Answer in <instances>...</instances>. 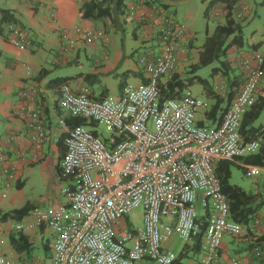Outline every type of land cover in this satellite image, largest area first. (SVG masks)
<instances>
[{
  "label": "built area",
  "instance_id": "1",
  "mask_svg": "<svg viewBox=\"0 0 264 264\" xmlns=\"http://www.w3.org/2000/svg\"><path fill=\"white\" fill-rule=\"evenodd\" d=\"M128 10L136 14L135 6ZM159 13L158 46L138 59L146 82L128 84L119 97L103 99L92 97L89 87L77 80L61 85L64 116L59 123L65 146L61 178L73 186L62 189L67 203L35 208L32 223L17 226L19 231L44 226L55 234L50 264H138L146 260L175 264L178 256L165 248L174 235L186 243L202 235V255L194 264H241L238 258L221 259L224 237H247L246 242L254 243L252 234L260 221L245 227L231 220L216 166L259 150L258 141L243 140L241 127L243 116L257 100L264 56L254 52L243 60L244 83L223 112L222 121L199 125L196 117L207 103L190 89L180 97L162 99L161 84L177 68L176 48L187 35V27L171 14ZM248 13L245 5L236 9L239 20ZM75 33L88 43L101 36L82 27H76ZM64 38L70 47L75 45L69 34ZM8 40L20 51L31 45L28 33L12 24ZM27 69L30 74L31 68ZM37 94L36 89L23 92V98L35 103V110L26 113L23 107L21 114L26 113L30 121L32 143L41 147L48 137L40 121L42 102ZM67 116L104 126L110 134L102 137L87 126H69ZM33 157L38 162L39 155ZM5 158L0 153L6 175L3 188L10 189L18 177L16 165ZM19 159L25 160L24 155L19 153ZM246 170L249 176L264 175L262 167L251 165ZM139 207L143 208V226L123 230L120 220ZM202 217H206L204 222ZM4 244L0 235V264H13L3 252ZM254 251L260 257V248Z\"/></svg>",
  "mask_w": 264,
  "mask_h": 264
},
{
  "label": "crops",
  "instance_id": "2",
  "mask_svg": "<svg viewBox=\"0 0 264 264\" xmlns=\"http://www.w3.org/2000/svg\"><path fill=\"white\" fill-rule=\"evenodd\" d=\"M116 2L117 0H110V6L113 7L111 19L101 18L99 20L84 18L81 12V3L78 0H5L0 3V9L10 10L16 20V25L26 29L31 39L29 48L26 51H20L9 42L7 26L0 30V152H5L8 156L16 153L18 159L19 153H21L25 158V160L15 164L18 179L13 188H16L17 193L12 192L13 188L8 190L12 194L10 200L13 201H8L4 207L0 206V235L5 240L3 252L13 264H50L52 258L55 234L44 226L21 230L29 237V242L32 243L31 253L27 250L17 251L10 238L13 234L19 232L17 230L18 225L32 223L33 209L41 208V206L33 204V200H25L23 197L22 192L28 184V182L23 181L25 167L27 166L33 170L36 164L42 163V171H44L45 177L48 176L46 179L48 178L49 182L52 183L55 175L50 174V171L47 172V170H50V165H52L56 167V174L61 178L60 163L65 153V146L62 141L64 129L59 123L60 118L64 116L60 106L61 85L65 80H77L89 87L92 97L100 99L119 97L126 85L144 82L145 76L138 63L139 56L143 52L139 53V49L145 48L146 51L151 48L156 49V47L151 46V42L154 41L151 38L159 29L161 22V14L152 12L148 2H152L156 6H168L167 9L162 7L163 10L161 11L170 14L169 7L174 4L175 0H125V9L131 6L136 7V14L131 15V17L124 15V12H121V9L116 6ZM241 5L249 8L244 27V45L242 47L236 45L230 47L227 59L231 67L238 66L240 73L243 74V60L245 58L249 57L254 51L264 56V29L258 30V28L251 26L254 16L250 12L252 10L248 1L243 0L240 3ZM214 23L213 30L208 27L207 32L209 34H212L216 28L217 23ZM138 24L141 26H137ZM76 27L99 32L101 36L97 40L88 43L78 37L75 33ZM135 28L142 30L143 33L139 35ZM65 33L72 36L76 41L73 47L67 44L64 38ZM130 35L133 39L130 42L135 41L137 45L129 44L126 41ZM114 36L119 38L120 44L114 41ZM184 40L178 45V48L179 46L182 47L183 51L178 52L176 68L177 72L182 74L187 71L189 58L194 63L197 62L200 48L203 46L195 45V35H190V38H187L188 41H186V38ZM187 50H190L192 56L187 55ZM137 53L138 58H136ZM82 56L85 57L90 66L86 72L71 76L59 72L61 71L58 69L60 67L83 65L80 62ZM28 67L31 68L30 74ZM53 68L57 70L53 71ZM221 75L214 76L224 78ZM262 87H264V81ZM33 89L38 91L37 97L42 102L40 121L43 122L50 135L46 145L48 151L53 153L51 156L45 153L42 146L35 145L31 140L32 130L26 113L35 110V103L23 98L22 94ZM113 92L114 96H111ZM213 104L214 102L210 100L205 109L209 110ZM23 107L26 112L25 115L21 114V108ZM202 113L199 114V117ZM53 135H56L55 139H52ZM35 154L39 155L38 162L34 161L33 156ZM52 161H54L53 164ZM236 163H239L245 169L251 166L245 165L243 162ZM2 169L3 166H0V187H4L6 182ZM261 177L264 178V175ZM66 181V188L73 186L72 181ZM34 185H36L35 182H33ZM256 185L255 183L257 188ZM17 202L19 204H16ZM67 202L68 200L61 201L54 198L51 199L49 206H44L42 209H50ZM26 206L30 207V211L25 217L21 219H2L5 213ZM11 221H15V224H12ZM47 230H50L54 235L52 241L44 237ZM255 234L257 239L263 236L264 226L261 225ZM254 240L256 241V238ZM188 244L192 245V242ZM188 244H185L181 252L183 253L182 257H184L183 259H189L186 264H194L196 260L201 258L202 253L198 256L190 250V247L185 250ZM248 244L241 237L226 235L220 250L221 259L225 260L233 257L238 258L241 264H255L254 259L256 257L252 255L253 251L248 247ZM39 245L44 248L41 254L38 252ZM183 259L178 260L175 264H185L182 262Z\"/></svg>",
  "mask_w": 264,
  "mask_h": 264
},
{
  "label": "trees",
  "instance_id": "3",
  "mask_svg": "<svg viewBox=\"0 0 264 264\" xmlns=\"http://www.w3.org/2000/svg\"><path fill=\"white\" fill-rule=\"evenodd\" d=\"M168 1V0H167ZM182 1V0H179ZM206 9L204 11V17L209 22L212 20L216 22V28L212 34H207L206 40L202 46L201 51L199 52V59L196 63L190 66V71H186L185 74H188V77L185 74L177 72L174 70L173 73L169 74L165 77L164 81L161 84L162 90V99L167 98H177L180 97L181 94L188 89V86L193 85L195 82L201 83L206 86V81L199 76H196V71L201 67H207L216 60L221 61V64L224 70L220 68H216L213 71V75L222 74V77L227 78V73L231 68L230 63L227 59L228 50L230 47L236 45L238 47H242L244 45V27L247 17L242 19H237L236 17V9L240 5L243 0H205ZM125 0H117L116 6L121 9V12H124V15L130 16L131 13L128 9H125ZM155 3V1H153ZM150 5L149 8L152 12L159 13V11L163 10V8L167 9L168 6H156L153 5L152 2H148ZM157 8V10L154 9ZM161 8V9H160ZM113 7L110 6V0H85L81 3V12L82 16L86 19L99 20L101 18L111 19L113 16ZM2 14L1 17V25L0 30L10 24L16 25V20L10 10L0 9ZM120 14V13H119ZM129 17V18H130ZM137 26H141L138 24ZM22 30L28 31L21 27ZM29 35V34H28ZM190 32L187 29V35L185 36L186 41L187 38H190ZM30 37V36H29ZM184 38V39H185ZM154 41H159V29L155 32V34L151 38ZM191 40V39H190ZM185 41V40H183ZM180 42L178 43V45ZM178 48V46H177ZM176 48V49H177ZM177 50V55H178ZM255 52V51H254ZM253 52V53H254ZM178 58V56H177ZM139 63V62H138ZM142 68V67H141ZM143 71V68H142ZM144 73V72H143ZM245 80V74L241 73L236 76L233 80H230L229 90L227 94V107H223L225 100L223 97L217 95L212 88H208V95L214 99V104L211 108L201 110L198 115L201 117L197 118V122L199 125H206L210 123V126H213L216 123H220L223 118V112L228 108V105L236 95L240 92L241 87ZM258 88L257 100L255 105L249 109L245 116H243V123L241 127V135L245 142L251 141H259L260 147L259 150L251 155L237 158L234 160H224L217 164L216 166V174L222 184L223 193L227 197V201L229 203L230 208V216L231 220L245 227H250L256 220L260 221V225L264 226V178L260 182H256V190L247 191L242 189L237 185L231 184L230 180L232 177V164L236 162H243L245 165H254L258 167L264 168V125H256V122L260 119V115H262L264 111V87H262V82ZM64 82H67L66 80ZM146 82V79L145 81ZM105 98V97H104ZM103 99V98H100ZM197 115V116H198ZM67 123L69 126H88L93 125L94 123H89L82 118L76 117H68ZM63 140V137H62ZM245 174H246V169ZM30 207L26 206L21 209L13 210L8 213H5L2 219H21L29 214ZM207 217V216H206ZM206 217H202L201 220L205 221ZM204 230V223L202 226ZM19 231V230H18ZM254 232L252 234L254 243H249L248 247L254 251L255 248H260L261 254L264 253V235L257 239V235ZM247 237H241L245 241ZM11 243L17 249V251L22 252L24 250L31 251L32 243L29 242V237L19 231L16 234H13L10 238ZM188 244V243H187ZM189 249L196 255L202 253L203 250V240L202 235L197 238L192 245H187L185 250ZM5 254V253H4ZM260 254V255H261ZM6 255V254H5ZM7 256V255H6ZM183 253H181L177 257V261H180L184 257ZM256 257V256H255Z\"/></svg>",
  "mask_w": 264,
  "mask_h": 264
},
{
  "label": "rangeland",
  "instance_id": "4",
  "mask_svg": "<svg viewBox=\"0 0 264 264\" xmlns=\"http://www.w3.org/2000/svg\"><path fill=\"white\" fill-rule=\"evenodd\" d=\"M0 1L3 2L5 0H0ZM247 1L251 6L252 11L250 12L254 16L253 23L251 26L258 28V30L264 29V4H262L264 0H247ZM205 3H206L205 0H184V1L175 0L174 4L169 7L170 14L181 24L185 25L187 29L190 31L191 35L196 36V40H195L196 46H201L204 44L205 39L207 37L208 27L210 28V30H213L215 27V23L212 20L208 22L206 18L204 17V9L206 7ZM0 16L2 17L1 12H0ZM136 31L139 35L143 33L141 32L142 30L136 29ZM113 38H114V41L118 42V44L121 43V41L119 40L117 36H114ZM132 40L133 39H131V35H130L128 36V40L126 41L129 44L133 43L134 45H137L135 41L130 42ZM151 46L157 47L158 42L157 41L151 42ZM181 48L182 47L179 46L177 50L183 51ZM144 49L145 48L139 49V53L140 52L145 53L146 50ZM187 55L192 56V53L190 52V50H187ZM136 58H138V53H137ZM183 60H184V56H183ZM80 62H82L83 65L77 64V65H72V66L60 67L58 68L59 70H61L59 72L66 74V76H71L74 74H79L81 72H86L87 68L89 69L90 66L86 62L85 57L82 56V59ZM193 64H194V61L189 58V63L187 64L188 71H190V66ZM216 68H220L224 70L221 64V61L216 60L215 62H213L207 67L199 68L196 71L195 75L204 79L206 81V86L202 85L201 83L195 82L193 85L188 86L187 88L190 89L196 96L203 99L208 105L210 103V100L214 102V99L208 95V91H207L209 87L212 88L211 90H213L217 95L223 97V99L225 100V103L223 105V107L225 108L227 107V94L229 90L230 80H233L236 76L240 75L241 73H240V69L238 66H235V67L233 66L229 69L227 73L228 74L227 78L225 77L216 78L213 75V71ZM56 70H57L56 68H53V71H56ZM185 76L188 77V74H185ZM111 96H114V92L111 93ZM260 116H261L260 119L256 122L257 126L260 124H264V111L262 115ZM198 117L199 115L196 118ZM206 125H210V124L207 123ZM87 129L96 130L102 137H106L110 134L104 126L88 125ZM49 136L50 135L47 132V137ZM55 138H56V135H53L52 139H55ZM47 141H48V138L46 142ZM46 142L44 143V145H42V148L45 149L44 151L47 155L51 156V154L53 153L48 151ZM1 154L5 155L8 161L10 162V164L12 165L20 161L16 153L12 154L11 156H8L7 154H5V152H2ZM53 163L54 161H52V164ZM41 164L42 163H38V165L36 164L33 170H31V168L27 166L25 167V170L23 172L25 174V177L23 178V181L25 183L28 182L27 186L25 187L24 192H22L25 200L26 199L33 200L32 201L33 204L39 205L41 206V208H43L44 206H49L51 199H54V198H57L61 201L67 200L62 190L66 188L67 181L58 177L56 174V167H53L52 165H50V168H49L50 170H47V172L50 171V174L53 173L55 175L54 181L50 183L49 179L48 178L46 179V177L48 176L45 177L44 171H42L43 168ZM0 166L1 167L3 166L1 160H0ZM231 170H232V177L230 180L231 184L237 185L247 191L256 190L255 183L257 181L260 182L263 179L261 176H249L247 173L245 174V170L243 166H241L239 163H233ZM2 173H3V169H2ZM4 176L6 178L5 174ZM33 182H35L36 185L33 186ZM15 185L16 183L13 185V187ZM8 190L9 188L7 189L3 187H1L0 189V206L1 207H4L8 201H13V200H10L12 194ZM16 191H17L16 188H13L12 192L17 193ZM3 194L7 195V197L5 196L6 198H4ZM16 204H19V202H17ZM199 208H200V212H202V208L200 206ZM263 213H264V209H263ZM11 222H13L12 224H15V221H11ZM120 226L122 227L123 230H132L134 229V227H138V228L142 227L143 226V208L139 207L135 209L133 212H131L130 215L122 218L120 220ZM53 236L54 235L50 232V230H47L46 233L44 234V237L46 239H50V241H52ZM53 242H54V239H53ZM185 244H186L185 241L181 240L177 235H174L171 237V239L168 242L165 243V248L168 249L173 254H175L176 256H178L183 251ZM39 246L40 248L38 252L41 254L44 251V248L41 245ZM131 246L132 244L129 243L128 247H131ZM254 254H255V251H253L252 255L254 256ZM262 259L264 260V253L261 254L260 257L256 256V258L254 259L255 264H264V261ZM188 260L189 259H183L182 262L186 264ZM138 264H158V263L146 260Z\"/></svg>",
  "mask_w": 264,
  "mask_h": 264
},
{
  "label": "clouds",
  "instance_id": "5",
  "mask_svg": "<svg viewBox=\"0 0 264 264\" xmlns=\"http://www.w3.org/2000/svg\"><path fill=\"white\" fill-rule=\"evenodd\" d=\"M259 142V141H258ZM260 144V143H259Z\"/></svg>",
  "mask_w": 264,
  "mask_h": 264
}]
</instances>
